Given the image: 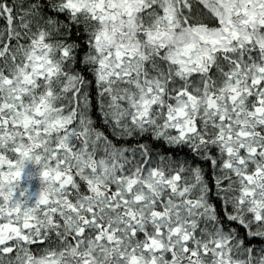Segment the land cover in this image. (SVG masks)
Returning a JSON list of instances; mask_svg holds the SVG:
<instances>
[{"label": "clouds", "instance_id": "9594fccd", "mask_svg": "<svg viewBox=\"0 0 264 264\" xmlns=\"http://www.w3.org/2000/svg\"><path fill=\"white\" fill-rule=\"evenodd\" d=\"M0 264H264V0H0Z\"/></svg>", "mask_w": 264, "mask_h": 264}]
</instances>
